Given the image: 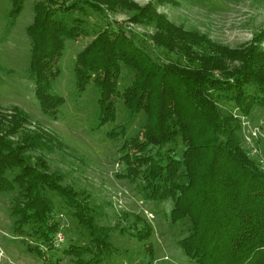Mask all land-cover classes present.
Instances as JSON below:
<instances>
[{"label": "trees", "instance_id": "trees-1", "mask_svg": "<svg viewBox=\"0 0 264 264\" xmlns=\"http://www.w3.org/2000/svg\"><path fill=\"white\" fill-rule=\"evenodd\" d=\"M10 24L24 0H10ZM183 0H36L26 26L29 37L28 75L44 112L55 115L64 101L51 91L59 73L57 59L66 37L88 33L89 10L107 15L108 10L128 11L125 20L108 19L75 54L73 70L78 91L93 81L99 90V113L93 129L115 120L114 99L122 98L130 115L146 114L139 130L126 135L124 123L106 131L122 137L118 160L123 168L116 176L140 179L146 199L171 197L173 221L188 219L185 235L177 242L196 264H264V168L250 154L238 133L239 114L250 116L255 104L264 105V25L249 42L238 47L219 43L206 32L185 28L157 9ZM130 24L153 27L148 42L166 52L158 59L134 37ZM174 53V57H171ZM121 65L133 74L118 86ZM219 102L237 109L223 110ZM28 113L13 107L7 118L0 115V191H14L10 205L12 232L21 237L42 264H59L53 242L60 223L54 200L59 195L84 228L86 242H71L63 254L74 264H103L104 254L115 248L109 240L114 230L147 240L152 225L140 214L124 210L119 220L128 223L97 224L88 193L62 182L61 173L50 170L46 160H34L29 149H51L60 140L51 132L21 129ZM13 139L8 134L17 133ZM142 221L140 224L139 222ZM153 256V246H146Z\"/></svg>", "mask_w": 264, "mask_h": 264}, {"label": "rangeland", "instance_id": "rangeland-1", "mask_svg": "<svg viewBox=\"0 0 264 264\" xmlns=\"http://www.w3.org/2000/svg\"><path fill=\"white\" fill-rule=\"evenodd\" d=\"M34 1L24 0L23 8L11 25L8 14L11 1L0 0V115L5 114L8 118L13 107L18 106L29 115V121L21 129L43 127L60 140V144L51 149H29L26 152L32 160L37 156L44 158L50 170L62 174V182L88 193L87 200L97 224L128 223L134 218L132 215L127 220L118 219L119 214L126 210L140 214L152 225L153 232L147 240H138L127 232L112 231L109 240L115 248L104 254L103 264H196L177 242L186 234L189 221L171 220L169 213L173 199H146L140 179L129 181L116 176V172L123 168V163L118 160L122 137H108L106 131L124 123L126 135L134 134L144 122L145 112L139 110L131 116L122 98L116 97L115 120L93 129L91 126L97 122L99 113L98 87L90 81L84 90L78 91L75 85L73 64L76 52L95 35L104 21L125 20L128 11L108 10L107 15L102 16L98 11L89 10L86 20L88 33L64 39L65 46L57 59L60 71L51 81V91L61 94L64 101L57 106L56 114L50 115L41 109L34 81L28 75L30 49L25 28L32 20ZM135 1L143 4L148 0ZM157 9L173 22L206 32L215 41L231 47L247 44L253 32L264 25V0H183L178 5H158ZM130 25L139 43L158 59H165L166 52L144 38L153 30L152 26ZM261 45L264 47V41ZM170 56L174 57V53ZM132 77V72L121 65L118 86H125ZM219 104L223 110L237 113L233 103ZM239 118L241 142L261 162L264 160V105L255 104L250 116L239 114ZM21 129L8 136L17 138ZM3 131L4 128L0 129ZM14 193L0 191V264H42L37 254L25 248L23 236L12 232L10 205ZM47 194L54 200L55 217L60 223L53 239L57 245L56 254L61 257L59 264H74L72 257L63 254L61 249L71 242H86L87 237L82 233L85 229L59 195L50 190ZM147 243L153 246V256L146 248Z\"/></svg>", "mask_w": 264, "mask_h": 264}, {"label": "built area", "instance_id": "built-area-1", "mask_svg": "<svg viewBox=\"0 0 264 264\" xmlns=\"http://www.w3.org/2000/svg\"><path fill=\"white\" fill-rule=\"evenodd\" d=\"M261 165H262V168H264V160H261Z\"/></svg>", "mask_w": 264, "mask_h": 264}]
</instances>
